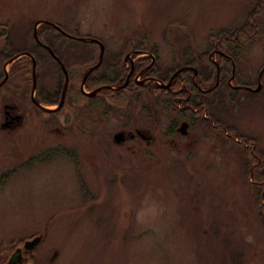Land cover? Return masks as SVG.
<instances>
[{
  "label": "rangeland",
  "instance_id": "obj_1",
  "mask_svg": "<svg viewBox=\"0 0 264 264\" xmlns=\"http://www.w3.org/2000/svg\"><path fill=\"white\" fill-rule=\"evenodd\" d=\"M46 20L98 38L105 61L119 54L122 62L127 55L136 62L141 43L147 55L156 50L163 72L208 50L214 66L224 52L230 71L217 85L215 68L203 84L193 73L202 89L215 85L198 115L183 116L148 91L137 98L134 89L121 91L120 101L114 90H101V108L67 97L59 111L44 112L30 101L31 64L9 63L10 78L0 88V263L24 240L41 236L25 255L29 264H264V180L254 175L264 173V2L0 0V29L9 30L14 47L26 45ZM254 22L257 33L240 46L220 44L221 32ZM54 43L72 73L98 59L94 42ZM106 64L95 74L112 77ZM36 71L38 90L54 97L61 84L57 63ZM237 82L261 87L235 88ZM4 103L17 104L22 114L12 129L1 127ZM183 121L186 133L179 130ZM137 129L154 140L137 132L114 139ZM58 145L74 155L35 159Z\"/></svg>",
  "mask_w": 264,
  "mask_h": 264
},
{
  "label": "trees",
  "instance_id": "obj_2",
  "mask_svg": "<svg viewBox=\"0 0 264 264\" xmlns=\"http://www.w3.org/2000/svg\"><path fill=\"white\" fill-rule=\"evenodd\" d=\"M262 2H264V0H260V5ZM257 10H258V13L260 14L262 12V7L259 6L257 8ZM46 27H43V28L47 29ZM257 28H258V24L254 22V23L248 24L247 26H245L243 28L235 30V32H231L230 34H226L225 32H221L219 34L220 44L222 43L225 46H229L230 44H235L236 46H240L242 43H244L248 40L247 38L250 39L253 34L257 33V31H256ZM53 30L55 31V29H53ZM46 32L47 31L43 30L39 34L40 38L42 39L43 42L50 43L51 45H53L54 48H56L55 47L56 45L52 44V41L50 39L51 36H48V34ZM248 35H249V37H247ZM58 36H60L59 39H66L62 35H58ZM29 44L32 46L31 52L34 54L35 59L38 63V66L41 65V62L44 59L43 55H45L48 59H51L49 57V55L47 54V51H45L42 47H40V45H38L33 38L30 39ZM226 44H228V45H226ZM142 46H144V45L141 43L137 45V47L140 48V50L147 51L146 48H144ZM217 46H219V45H217ZM13 48H15V47L13 46ZM149 50H150V53L155 56V58H156L155 63H157L156 50L153 48H150ZM210 53H211V51L208 50L207 53H202L197 57L190 56V58L185 61L186 65H191V66H194L196 69H198V75L197 76L200 77V79H201L200 81L202 82V84L206 83V82H210L212 77H213L214 68L216 71V66H214V64L210 58ZM217 57H218V63L221 64L220 73H221V75H223L221 77L227 76L229 71H230V67H229V65L226 66V64L231 63V61L229 59H227V57L225 55H222V54H217ZM106 60L107 61H105V58L103 57L102 64L113 63L114 66L116 67L117 71L123 72L121 74H124V72L126 71V69L123 67V64H122L124 62H122V60H121V55L115 54L114 56H109V58H107ZM150 60H151V57L146 56L143 58H139L138 61H136V63H150ZM1 65H2V63H0V66ZM201 66L202 67L205 66L204 68L207 71L204 68H202L203 70L199 71V68H197V67H201ZM23 67H24V65H23ZM175 69H168L167 71L163 72L160 67H157V75L156 76L159 77L160 80L167 82L171 72ZM78 83H80V76L73 78V81L67 90L66 98L67 97L70 98L71 102H73V104H75V105L81 106V105H84L86 103L87 106L89 105V106H93V107L95 106V107H99V108L103 107V104H105L103 97L96 95L94 97L86 98V96L83 95V93L80 91V88L78 87ZM118 83L119 82L115 81V79H110L109 77H107V75L102 74V75L93 76V78H90L88 80V82L86 83V87L89 90H92L98 86H102V85H106V84H112L113 85V84H118ZM182 84H184V87L182 86ZM237 84L241 85L240 82H237ZM133 86H134L133 88H130V86H128V88H126V89L131 90L132 92L134 90H136L137 94L135 97H137V98L141 97L142 94H144L147 91V87L141 88L139 85H136L134 83H133ZM149 86H152V88L149 89V93L154 95L157 101L164 104L166 107L171 108V109L181 113L183 116L186 114H193V115L201 114L202 112H199L198 110L200 108H202L203 105L204 106L208 105L207 102H205L203 99L204 94H207L208 92H202L199 90L198 87H200V86L195 84V81L193 80V72L192 71H188V70L182 71L175 78L174 83L171 85L170 88H164L161 86L156 87L152 84H150ZM126 89L124 88V90H126ZM132 89H134V90H132ZM121 91H123V89H120L117 91L114 90V92L116 93V97H115L116 101L121 100V98L119 97ZM38 93H39V100L41 102H43L44 104H50L53 102L49 97L44 96L40 87H39ZM194 108L197 109V111L193 112L192 109H194ZM200 111H202V110H200ZM44 112H46V111H44ZM62 154L73 156L74 152L72 150L66 148V147L58 145V146L49 148L48 150L37 154L35 156V159L37 158L39 160V159H42V157L50 158V156H60ZM253 156H254V158L258 159L254 154H253ZM258 165H259V163L257 161H254V166H258ZM254 168H256V167H254ZM254 168H252L251 171L248 172V174L253 175ZM254 173H255V171H254ZM263 174L262 173L261 174H259V173L254 174L255 178H256L255 180L258 182H262L264 180ZM261 192H264V189H262ZM262 197L264 198V193L259 197V199H261ZM261 207L264 209V205H261ZM263 217H264V210H263Z\"/></svg>",
  "mask_w": 264,
  "mask_h": 264
},
{
  "label": "flooded vegetation",
  "instance_id": "obj_3",
  "mask_svg": "<svg viewBox=\"0 0 264 264\" xmlns=\"http://www.w3.org/2000/svg\"><path fill=\"white\" fill-rule=\"evenodd\" d=\"M46 21L47 22H51V21H48V20H46ZM47 22H45V24L47 25V27H46L47 29H44L43 27L41 29H37V28H36V30L33 29L32 38L35 40V42L38 45H40V47H42L45 51H47V54L51 58V59H48L45 55H43L44 59H43V61L41 63H47V62L57 63V65L59 66V68L61 70V79H60L61 84H60V87L57 90V92H56L54 97H49L53 102L50 103V104H44L43 102H41L39 100L38 78H37L38 75H37V71H36L37 67H38V63H37V61L35 59L34 54L31 52L32 46L29 44L30 38L28 36L25 37V40L27 41V42L25 41L26 45L13 48V43L10 41V38H9V35H10L9 30H7L5 27L0 29V41L2 42L0 44V63H2V65L0 66V82L4 80V82L0 86V88H2L7 83V81L10 78V74H9V72L7 70V65L9 63H14L15 61H17L18 63H30L31 64V69H30V71H31L30 73L31 74L30 75H31V78H32L31 82H32V87H33V76H32V71L33 70L32 69H33V63H36V66H35L36 87H35L33 93H32V90H31L30 101H31V103L33 105L37 106L41 111L49 112V111L41 108L33 100L32 97H34V99L37 102H39L42 106H45V105H49V106L50 105H55V106H57L59 104L61 98H62L63 92L65 91L64 92V102H63V105H62V107H63L64 104H65V101H66L67 90H68L70 84L72 83L73 78H76L77 76H80V91L83 93V95H85L87 97H94V96L98 95V92L95 95H93V96H88L87 94H85L82 91V89H84V86H86V83L88 82V80L90 78H93V76L102 75L103 73H101L99 75L95 74L96 70L102 65V62L99 64L98 67H96L90 73H88V69L90 67H92L93 65H95L96 63H92V65L87 66L81 72V74H78L79 69L75 73L70 72L68 67L64 64L65 61L63 60V57L60 56L59 52L57 51V48H54L53 45H51L50 43L43 42L42 39L40 38L39 34L43 30L47 31L46 33L48 34V36H51L50 39L52 41V44H54V45H55L54 41L59 40L60 36H58V35H62L67 40H71V39H73V37L71 36V34L69 32H67L64 29H62V27H60L58 24H56V25H58L63 31H65L66 34H64L63 32H61V30L57 29L55 26H53V25H51L50 23H47ZM53 29H55V31ZM145 52H147V51L138 50L136 55L139 56L138 58H143V57H146V56H150L151 57V62L150 63H136V62L132 61V63H131L130 60H132V59L128 58L130 63H122L123 67L126 69L124 74H121L123 72L117 71V69H116V67L114 66L113 63L106 64L112 69V71L114 73V75L112 77H109V76H107V77H109L110 79H115V81L119 82L118 84H113V85L112 84H106V85H112V86L116 87V86L122 85L124 82L127 81V84L124 87H122V88H118V89L117 88L116 89H111L110 88V89L117 91V90H120V89L124 90V88L126 89V88H128V86H130V88H133V83H134L136 85H139L141 88L147 87V91L149 93V89L152 88V86H149L150 84L158 87L159 83L166 84V83L170 82L169 87H164V88H170L171 85L174 83L175 78L182 71H185V70L192 71V70H194L192 72L195 73V75H198V70L196 68H194L193 66H191V65H182V66H179L178 68H176L175 70H173L171 72L167 82H164V81L160 80L159 77L156 76L157 75V67H156V63H154L155 56L153 54H151L150 52L147 55V53L145 54ZM97 61H98V59H97ZM137 61H138V59H137ZM128 64H129V66H128ZM62 65L65 67L66 72L62 69ZM227 65L228 64H226V66ZM127 66L129 67V69H127L128 68ZM262 68H264V66ZM178 69H181V70L176 74L175 72ZM220 70H221V64L220 63H216V71H217V73H216V77H215V84H216V81H217V84H218L220 82V79H222ZM103 75H105V74H103ZM194 78L195 77L193 76V80H194ZM83 79H85L84 83L82 82ZM65 83H67V86H65ZM195 84H197V83H195ZM182 86L184 87V84H182ZM98 87H100V86H98ZM98 87H95L94 89H96ZM214 87H215V85L212 86V89ZM198 88L202 92H210L212 90L211 89V90L207 91L208 89L205 90V89H202L201 87H198ZM94 89H92V90H94ZM105 89H109V88H105ZM84 90L87 91V92L88 91H92V90H86V89H84ZM36 92H37V94H36ZM59 110H57V111H59ZM3 111H4V121H3V123H1V127L2 128H11L12 129L18 123H20V121L22 120V114L19 113L17 104L10 105L8 103H4L3 104ZM192 111L195 112L196 109L194 108V109H192ZM51 112H54V111H51ZM187 126H188V123H187ZM137 130H139V129H137ZM137 130L135 132L131 131L129 134H125V139H123V141L126 140L127 137L131 138L130 135H133V134H134L133 137H136L137 136V134H136ZM139 131H140V134L138 133V135L142 139L147 140L149 143L154 140V136L146 135L141 130H139ZM27 240H29V239H27ZM25 241L26 240H24L22 242V245H17V246L14 247L13 251L7 257V259H8L7 260V262H8L7 264H29L28 263L29 261H27V257L25 255L27 253H29L30 250L24 248V242ZM0 264H5V263H0Z\"/></svg>",
  "mask_w": 264,
  "mask_h": 264
},
{
  "label": "water",
  "instance_id": "obj_4",
  "mask_svg": "<svg viewBox=\"0 0 264 264\" xmlns=\"http://www.w3.org/2000/svg\"><path fill=\"white\" fill-rule=\"evenodd\" d=\"M45 22H47V21H45ZM47 23H50L51 25H53V26H55L57 29H59V30H61V32H63L64 34H66V32L65 31H63L58 25H56V24H54V23H52V22H47ZM35 30H36V28H34ZM72 36V35H71ZM74 38H76V39H78V40H83V41H88V42H94V43H96V44H98L99 45V48H100V51H99V56H98V61L96 62V64L95 65H93L92 67H90L89 69H88V73H90L92 70H94L96 67H98L99 66V64L102 62V59H103V54H104V50H105V46H104V44L99 40V39H97V38H93V37H78V36H74ZM220 54H222V55H226L224 52H222V51H218ZM128 58H130V56L129 55H127L126 57H125V63L127 62V59ZM131 63H132V60H131ZM35 66H36V63H33V71H32V76H33V87H32V93L34 92V89H35V87H36V74H35ZM62 69L66 72V70H65V67L62 65ZM181 69H178L175 73L177 74L179 71H180ZM264 71V68L262 69V71H261V73H260V76L262 75V72ZM84 81H85V79H83L82 80V82L84 83ZM3 82H4V80L3 81H1L0 82V86L3 84ZM67 82V81H66ZM127 84V81L126 82H124L122 85H120V86H112V85H103V86H100V87H98V88H96V89H94V90H92V91H85L84 89H82V91L85 93V94H87L88 96H93V95H95L97 92H99L100 90H102V89H105V88H111V89H118V88H122V87H124L125 85ZM216 84H217V81H216ZM169 85H170V82H168V83H166V84H163V83H159V86H161V87H169ZM65 86H67V83H65ZM235 88H239V87H243V88H246V89H249V90H252V91H258L259 89H260V87H261V84H260V82L258 83V85L255 87V88H252V87H249V86H234ZM212 89V87L211 88H209L207 91H209V90H211ZM65 92V91H64ZM64 92H63V94H62V98H61V100H60V102H59V104L56 106V107H54V108H47V107H45V106H42L39 102H37L35 99H34V97H32L33 98V100L41 107V108H43V109H45V110H47V111H57V110H59L61 107H62V105H63V102H64ZM186 128H187V122L186 121H184V122H182V125H181V127L179 128V130H181L183 133H186L187 131H186ZM137 133H139L140 134V131L139 130H137ZM134 136V134L133 135H130V137H133ZM114 139H115V141L116 142H119V141H121V140H123V139H125V133H124V131H121V132H118V133H116L115 135H114ZM41 240V236H35L33 239H29V240H26L25 242H24V248L25 249H28V250H31L39 241Z\"/></svg>",
  "mask_w": 264,
  "mask_h": 264
},
{
  "label": "clouds",
  "instance_id": "obj_5",
  "mask_svg": "<svg viewBox=\"0 0 264 264\" xmlns=\"http://www.w3.org/2000/svg\"><path fill=\"white\" fill-rule=\"evenodd\" d=\"M148 203V198L145 199V201L142 202V204H147ZM152 206L153 207H158V205L153 201L152 202ZM137 215H138V219L143 220L145 218V210L144 207L138 208L137 209ZM247 239L249 241H251L253 239V237L251 235H249L247 237Z\"/></svg>",
  "mask_w": 264,
  "mask_h": 264
}]
</instances>
